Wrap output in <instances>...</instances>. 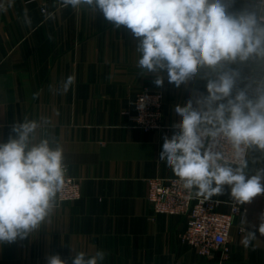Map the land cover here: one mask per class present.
<instances>
[{"label": "crops", "instance_id": "0c3cea01", "mask_svg": "<svg viewBox=\"0 0 264 264\" xmlns=\"http://www.w3.org/2000/svg\"><path fill=\"white\" fill-rule=\"evenodd\" d=\"M57 2L0 0V144L15 138L14 124L36 121L31 143L47 138L63 148L82 196L57 203L50 222L26 237L0 241V264H48L56 254L71 264L79 252L87 260L98 251L105 257L97 264H219V255L203 257L181 241L186 215L155 213L147 199V179L175 177L160 160L164 137L178 131L176 105L207 95L203 72L179 88L165 72L157 87L155 74L137 67L130 30L116 29L99 10ZM240 67L250 73L251 65ZM144 88L164 94V127L152 132L132 127L124 113ZM247 161L246 172L255 174L264 152L250 149ZM212 198L219 211H231L228 186ZM240 206L244 214L235 217L222 264H264V194ZM249 232L255 236L246 246Z\"/></svg>", "mask_w": 264, "mask_h": 264}, {"label": "clouds", "instance_id": "9594fccd", "mask_svg": "<svg viewBox=\"0 0 264 264\" xmlns=\"http://www.w3.org/2000/svg\"><path fill=\"white\" fill-rule=\"evenodd\" d=\"M73 8L99 10L116 29L138 40L137 67L164 76L175 87L198 73L207 95L176 105L178 131L164 137L160 160L194 198L223 195L238 205L264 194V168L246 172L249 149L264 152V0H62ZM9 6L10 3H9ZM237 65V67H233ZM251 65L248 75L240 66ZM69 76L67 84L74 81ZM195 105V106H194ZM36 121L14 124L15 138L0 144V241H14L50 222L63 191L67 167L63 148L45 138L31 143ZM225 146L230 150L224 151ZM260 232H264V223ZM249 232L243 243H251ZM105 253L71 264H97ZM48 264H67L58 254Z\"/></svg>", "mask_w": 264, "mask_h": 264}, {"label": "built area", "instance_id": "2783aa9c", "mask_svg": "<svg viewBox=\"0 0 264 264\" xmlns=\"http://www.w3.org/2000/svg\"><path fill=\"white\" fill-rule=\"evenodd\" d=\"M61 7L66 6L62 0L57 2ZM42 12L46 9L42 7ZM164 94L161 90L144 88L135 96L132 105L124 113L129 124L145 132H152L164 127L163 124ZM224 151L229 153L225 146ZM249 151L246 153L248 159ZM147 199L155 213L169 215H186L188 224L180 234L182 242L194 247L198 253L206 258L219 255V264L228 259V241L230 229L235 217H242L244 209L231 202L230 212L218 209L220 201L217 199L194 198L185 190L179 180L153 177L147 179ZM82 196L81 180L67 173L63 191L59 194L57 203L72 202Z\"/></svg>", "mask_w": 264, "mask_h": 264}]
</instances>
